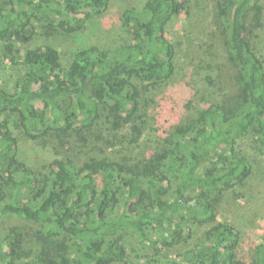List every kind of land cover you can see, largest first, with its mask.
<instances>
[{"label": "trees", "instance_id": "obj_1", "mask_svg": "<svg viewBox=\"0 0 264 264\" xmlns=\"http://www.w3.org/2000/svg\"><path fill=\"white\" fill-rule=\"evenodd\" d=\"M113 1L126 3L119 28L91 27L93 41L74 53L26 47L37 28L86 29ZM128 1L0 0V65L10 63V77L0 74V219L12 223L0 264H127L129 229L144 250L133 264H264V239L243 256L241 229L218 219L253 173L237 141L250 137L264 153V48L255 43L264 0H213L198 66L211 88L188 84L185 115L157 94L178 74L172 27L193 17L189 0ZM214 56L226 66L217 75ZM20 126L50 150L45 172L20 159ZM93 127L122 133L142 156L69 152L64 134L85 143ZM151 134L156 145L143 147ZM174 246L176 256L159 258Z\"/></svg>", "mask_w": 264, "mask_h": 264}, {"label": "rangeland", "instance_id": "obj_2", "mask_svg": "<svg viewBox=\"0 0 264 264\" xmlns=\"http://www.w3.org/2000/svg\"><path fill=\"white\" fill-rule=\"evenodd\" d=\"M113 3L114 5L111 9L103 14L95 15L86 29H81L76 33H67L61 30L52 35H48L42 28H37L36 34L26 44V47L30 48L50 44L58 48L62 54L74 53L80 47L85 46L87 40L93 41V39H90L91 36H89L91 27L108 29V31L119 28L118 20L120 10L126 3L120 1H113ZM189 3L193 17L183 16L172 27L175 39L181 43L178 58V74L169 84L160 87L157 94L163 101L166 100L168 104L178 108L183 115L187 113L185 111L187 106L186 101L187 99L189 100L188 97L190 95L188 84H195L201 91L207 90V86L211 88L210 83L204 81V77L208 75V70L200 69L198 66L204 63L202 60L205 57V53L200 48V45L203 41H206V35L211 31L210 22L214 7L213 0H189ZM262 21L263 24L257 31L258 36L255 38V43L264 48V16ZM220 52L217 51V55L222 56ZM213 58L214 68L212 75H217L222 70L224 71L226 66L224 67L223 65L222 70H219L218 65L222 64L221 61L223 59L221 57L216 58L215 56ZM0 66L1 76L6 75L4 77L8 79L10 77V63L3 59ZM190 86L192 87V85ZM40 105L39 103V107ZM188 113L192 114L193 112L188 111ZM17 133L19 137L18 150L20 159L24 160L37 171L41 173L45 172L44 165L49 160L47 154L51 153L50 150H42L38 143L30 140L22 126L17 129ZM114 134L115 132L113 130L110 133L106 132L102 134L100 129L93 127L86 131L85 136L87 137V141L85 143L80 142L76 133L72 130L64 134V140L70 146L69 152L81 153L80 156L82 157L87 155L97 157L108 155L116 159H124L126 157L137 159L142 156L143 151L139 152L134 150L129 143L121 138L122 133L118 136ZM150 136L152 137L148 141H144L145 145L143 147L153 148L156 145L154 139L157 135L151 134ZM237 148L248 154L253 162V173L246 180L245 186L240 188L242 195L239 198H231L228 200L221 208L218 219L233 223L241 229V254L246 257H251L255 245L264 239V153H260L253 139L250 137L239 139L237 141ZM60 150L65 149L61 147ZM10 224H12L11 221L9 222L5 217L0 219V242ZM20 224L22 223L20 222ZM22 226L25 230L30 228L27 223L22 224ZM200 229L199 227L195 228L196 235H200ZM122 233V243L127 249V256L129 258L127 264H133L134 261L139 260L145 262V259H140V255L142 253L144 254V250L140 245L138 233L131 229L125 230ZM181 249L179 246L167 247L159 258L165 260L168 255L176 256ZM0 250L2 252L4 251L3 245L0 246Z\"/></svg>", "mask_w": 264, "mask_h": 264}]
</instances>
